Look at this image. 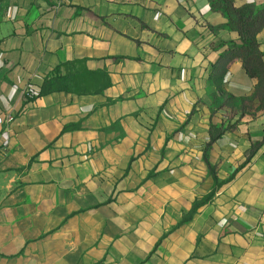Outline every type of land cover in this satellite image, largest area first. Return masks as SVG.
Masks as SVG:
<instances>
[{
    "label": "crops",
    "instance_id": "0c3cea01",
    "mask_svg": "<svg viewBox=\"0 0 264 264\" xmlns=\"http://www.w3.org/2000/svg\"><path fill=\"white\" fill-rule=\"evenodd\" d=\"M226 23L209 0L0 1V264H264L257 81L211 82Z\"/></svg>",
    "mask_w": 264,
    "mask_h": 264
},
{
    "label": "trees",
    "instance_id": "16d2710c",
    "mask_svg": "<svg viewBox=\"0 0 264 264\" xmlns=\"http://www.w3.org/2000/svg\"><path fill=\"white\" fill-rule=\"evenodd\" d=\"M209 2L212 10L222 14L227 21L219 29L238 35L236 41L222 45L226 50L212 67L211 82L216 84L221 83L231 66L236 62H241L249 78L257 81L254 95L242 103V114L249 112L252 115L254 113V117L259 113L264 115V53L260 49L261 45L257 38L264 29V8L255 9L253 6L248 5L239 8L236 6V0H209ZM74 82L76 86V81ZM57 89L69 92L71 87L64 84V87H57ZM46 91L50 92L49 90ZM46 91L41 92L40 96L47 93ZM236 115L237 112L233 113L232 116H229L228 121L232 120ZM234 128L235 126L231 125L226 129L223 127H212L210 130L211 139L209 146L211 147L226 132ZM208 167L211 170L210 165Z\"/></svg>",
    "mask_w": 264,
    "mask_h": 264
},
{
    "label": "built area",
    "instance_id": "2783aa9c",
    "mask_svg": "<svg viewBox=\"0 0 264 264\" xmlns=\"http://www.w3.org/2000/svg\"><path fill=\"white\" fill-rule=\"evenodd\" d=\"M26 96L29 97L30 99H35V98H37L38 93L35 92L34 90H30L26 93ZM14 119H15L14 116L9 114L5 117L0 118V124L9 126L14 122Z\"/></svg>",
    "mask_w": 264,
    "mask_h": 264
},
{
    "label": "rangeland",
    "instance_id": "374dc122",
    "mask_svg": "<svg viewBox=\"0 0 264 264\" xmlns=\"http://www.w3.org/2000/svg\"><path fill=\"white\" fill-rule=\"evenodd\" d=\"M232 103V102H231ZM234 104H235V101H234ZM236 105V104H235ZM219 119H221L222 118V115H221V117H218ZM228 118V117H227Z\"/></svg>",
    "mask_w": 264,
    "mask_h": 264
}]
</instances>
